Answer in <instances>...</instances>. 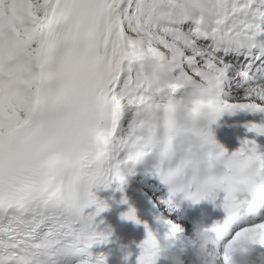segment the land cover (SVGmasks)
<instances>
[{
	"label": "snow or ice",
	"instance_id": "6c2138e0",
	"mask_svg": "<svg viewBox=\"0 0 264 264\" xmlns=\"http://www.w3.org/2000/svg\"><path fill=\"white\" fill-rule=\"evenodd\" d=\"M240 49L264 64V0H0V264H107L90 251L112 234L93 189L118 181L123 193L134 160L155 169L170 207L225 193L224 218L207 227L222 257L241 238L264 248V153L255 139L230 153L259 169L234 194L207 128L225 112L264 114V84L228 62ZM241 79L243 95L226 87ZM246 127L264 136V116ZM122 218L144 223L137 264L181 243L163 214L154 228L129 204Z\"/></svg>",
	"mask_w": 264,
	"mask_h": 264
},
{
	"label": "clouds",
	"instance_id": "9594fccd",
	"mask_svg": "<svg viewBox=\"0 0 264 264\" xmlns=\"http://www.w3.org/2000/svg\"><path fill=\"white\" fill-rule=\"evenodd\" d=\"M214 107H216L214 98L209 96L204 112L206 114H211ZM221 116L213 121L212 124L216 123ZM212 124L207 125V128L211 129L215 144L224 152L223 156H217L216 175L220 176L230 171L233 172L237 179L231 185V188L234 194H239L245 190V184L243 183L245 177H255L259 179V169L252 164L242 162L239 157H234L229 154L216 140L211 128ZM139 163L140 162L134 160V165H138ZM161 175L164 176L167 183L174 190L184 191L182 177H177L174 172L168 170H164ZM215 194V191L206 190L201 193L200 199L214 198ZM256 199L258 201L261 199L259 189L257 190ZM189 245L192 252L191 264H217V260L220 258L218 251L219 242L216 235L207 227L199 223L194 224L193 232L189 238ZM257 246V243L248 238H241L231 245H226L222 257L224 264H264V251ZM182 248V245H176L175 247L165 245L160 249L157 258L163 257L167 261V264H185Z\"/></svg>",
	"mask_w": 264,
	"mask_h": 264
},
{
	"label": "bare ground",
	"instance_id": "6f19581e",
	"mask_svg": "<svg viewBox=\"0 0 264 264\" xmlns=\"http://www.w3.org/2000/svg\"><path fill=\"white\" fill-rule=\"evenodd\" d=\"M228 85H229V83H228ZM239 85L240 86L242 85V79H241L240 83H238V84L236 83V85H234V86L238 87L239 93L244 92V87L243 86L240 87Z\"/></svg>",
	"mask_w": 264,
	"mask_h": 264
}]
</instances>
